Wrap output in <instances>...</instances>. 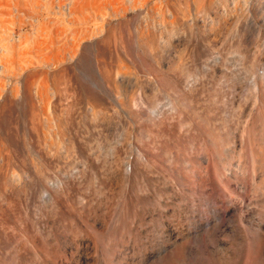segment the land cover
<instances>
[{
	"label": "rangeland",
	"instance_id": "rangeland-1",
	"mask_svg": "<svg viewBox=\"0 0 264 264\" xmlns=\"http://www.w3.org/2000/svg\"><path fill=\"white\" fill-rule=\"evenodd\" d=\"M0 264H264V0H0Z\"/></svg>",
	"mask_w": 264,
	"mask_h": 264
}]
</instances>
